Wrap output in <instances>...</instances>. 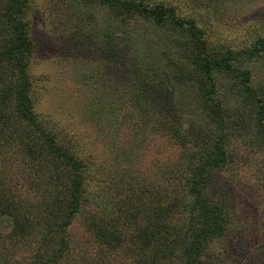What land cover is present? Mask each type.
<instances>
[{
    "label": "rangeland",
    "instance_id": "obj_1",
    "mask_svg": "<svg viewBox=\"0 0 264 264\" xmlns=\"http://www.w3.org/2000/svg\"><path fill=\"white\" fill-rule=\"evenodd\" d=\"M147 1L166 3L179 16L195 19L212 46L241 49L255 37L264 36V0H229L217 9L200 8L202 0ZM26 19L33 43L27 74L34 113L85 166L83 205L69 229L72 254L63 264H137L138 249L128 243L132 227L113 220L116 212L125 205L134 208L129 200L138 196L154 198L155 191L165 193L170 201L184 194L185 180L176 171L184 157L163 131L151 129L153 123L137 121L140 110L132 106L127 69L133 65L130 71L147 68L153 74L150 98L156 107L154 114L167 115L161 104L169 99L188 101L187 108L180 109L179 123L183 122L182 130L189 138L194 135L190 139L195 148L193 139L201 120L196 109L199 100H194V91L176 88L175 68L165 65L168 59L182 62L179 56L184 45L174 40L183 37L143 20L130 21L116 31L121 44L129 46L121 53L123 65L117 73L104 49L103 32L112 22L106 7L92 0H29ZM153 62L161 71L152 67ZM242 68L250 71L251 85L264 99V59L244 63ZM215 77L217 97L226 111L228 160L215 172L214 188L225 195L231 219L224 235L209 242L205 258L213 264H264V147L253 128L257 108H251L240 87L226 74ZM127 113L133 118L126 121ZM14 160L3 167L0 164V178L19 194H30L29 177L23 181L30 172L23 170L19 156ZM17 164L23 169H17ZM95 222H105L114 234H125L118 246L108 247L103 238L92 236ZM10 230L9 219H2L0 258L13 253L18 264H30L35 245L14 250L18 243L6 238Z\"/></svg>",
    "mask_w": 264,
    "mask_h": 264
},
{
    "label": "trees",
    "instance_id": "obj_2",
    "mask_svg": "<svg viewBox=\"0 0 264 264\" xmlns=\"http://www.w3.org/2000/svg\"><path fill=\"white\" fill-rule=\"evenodd\" d=\"M92 1L106 7L112 19L103 32V42L107 57L114 61V66L111 65L114 72H121V53L129 47L121 44L116 31L128 26L130 21L143 20L154 28L183 37L174 40L184 45L179 56L182 62L168 59L165 65L175 68L172 78L176 88L194 91L192 95L194 100H199L196 109L201 117L193 139L197 146L193 148L194 141L190 138L194 135L189 138V133L182 130L183 122L179 123L183 114L180 109L187 108L188 101L182 97L169 99L161 104L167 115L154 114L156 107L150 98L153 74L147 68L130 71L133 65L127 69L131 76L132 106L140 110L139 117L135 116L139 118L137 121L145 125L153 123L152 130L163 131L169 143L183 152V164H176V171L185 180L181 189L184 194L176 195L172 201L165 193L156 191L154 198L138 196L129 200L134 208L128 205L118 208L117 217L110 219L132 227L128 243L138 249L137 264H166L173 259H178L180 264H213L205 258L206 247L213 238L224 235L231 219L225 195L214 188L215 172L224 168L228 160L224 148L226 111L217 97L215 75L226 74L234 80L246 102L251 108H257L253 128L264 147V99L261 91L252 87L250 71L242 68L244 63L264 59V36L255 37L241 49L212 46L195 19L179 16L166 3ZM226 1L229 0H202L200 8L217 9L225 6ZM28 6L29 0H0V164L3 167L13 163L15 156H19L24 169L18 164L17 169L30 172L23 181L28 176L32 187L30 194L22 193V196L0 178V221L9 219L11 230L6 238L18 243L14 250L24 249L30 243L35 245L30 264H63L72 254L69 229L83 205L85 166L70 148L58 143L34 113L27 74L33 51L26 19ZM151 65L161 71L155 62ZM128 118H133L130 113L123 119ZM180 215L183 217L179 218ZM91 233L95 239L103 238L108 247L118 246L125 236L114 234L105 222L91 224ZM13 255L9 253L3 260L0 258V264H18Z\"/></svg>",
    "mask_w": 264,
    "mask_h": 264
}]
</instances>
